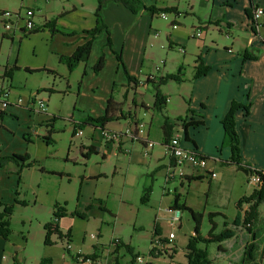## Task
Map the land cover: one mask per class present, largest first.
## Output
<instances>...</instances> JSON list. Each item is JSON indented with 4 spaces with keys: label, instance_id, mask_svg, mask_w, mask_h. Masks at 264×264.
<instances>
[{
    "label": "rangeland",
    "instance_id": "obj_1",
    "mask_svg": "<svg viewBox=\"0 0 264 264\" xmlns=\"http://www.w3.org/2000/svg\"><path fill=\"white\" fill-rule=\"evenodd\" d=\"M96 6L97 0H0V12H24L30 7L34 9L33 20L38 28L36 32L22 30L27 23L22 19L18 22L16 30L8 31L4 28V21L0 16V84L3 82L11 89V101L23 106L17 118L13 116L7 120V126L0 124V142L3 144L1 149L3 154L9 155L14 152L28 153L30 159L27 162L36 161L32 166L25 167L20 175L17 165L11 164L14 170L3 179L5 184L11 182L16 185L11 191L10 200L6 190L0 189L2 201L15 203L16 198L25 201V204L14 205L10 218L12 233L8 238L0 237V259L8 261L9 264L15 263L14 256H11L16 252L25 256L24 264H36V260L42 256L52 257V264H116L118 261L119 264H141L131 260L133 257L125 248L117 247L115 238L133 245L140 255L153 264H178L184 257L173 256L176 252L177 232L170 229L169 219L165 218L175 193L182 194V202L185 201L188 206L203 212L201 235L205 236L211 227L208 213L216 204L225 202L230 194L245 196L253 191L243 172L235 171L230 167L233 165L221 164L220 160L212 157H209L206 168H187L199 173L198 175L203 174L202 179L185 180L183 183L177 176L179 179L175 182L169 181L167 169L162 166L156 168L159 157L165 158L162 161H168L167 157H164L163 133L157 124L152 126L150 134V139L156 142L151 153L154 154L143 163L131 161L126 154L113 155L114 142H109V149L102 146L104 141L101 138V128L86 124L82 127L81 137L73 135L75 124L90 114L87 100L80 96L84 65L70 70L60 62L59 56L63 50L67 53L72 48L66 44L68 37L80 36L83 31L95 25ZM169 15L172 16L171 13ZM170 19H154L153 28L160 30L161 38L149 49V54L153 57L154 66L162 67V61L167 59L166 70L175 71V66L184 58L180 65L190 70V66L195 63L194 55L199 42L196 39L199 38L190 37L191 41H187V33L183 29L178 30L176 35L187 43L186 53L177 50L166 55L169 50L163 49L161 44L166 37V31L173 29ZM11 20L15 21L14 18ZM2 32L11 36L2 39ZM212 34L221 33L212 31ZM235 34L242 37L244 32L235 31ZM217 38L219 43H228L220 36ZM14 64H17L19 69L17 68L11 77H5V69ZM26 67L35 71L30 72ZM147 74H144L143 79ZM147 86L138 88L146 93L144 98L150 100L155 90L152 84ZM115 87L114 95L124 102L125 111L131 110L133 113L132 95L125 96L119 84ZM169 88V91H174L173 87ZM36 94L47 104L44 113L37 112V104L34 106L29 103L30 98ZM19 98L22 103H19ZM184 102L181 97H173L174 113H182ZM146 112L138 110L136 118L143 119L148 126L150 117ZM29 115L34 117L33 121L28 123ZM129 122L130 119L115 120L107 127L124 129ZM52 128L54 131L49 143L44 136L48 134V129ZM173 135L185 137L184 129L176 128ZM134 144L135 148L141 145L143 147L140 141ZM91 145L100 150L90 152ZM215 162L216 176L212 180L210 172ZM222 177L226 181L220 186L217 182ZM148 187H152L150 200L143 203L141 199ZM16 189L18 194L15 193ZM56 205L66 208L68 212L63 225L59 222V229L64 237L60 238L53 232L51 243L46 244L44 225L53 220ZM259 208L261 220L255 228L261 233L263 230L260 240V246L263 248L264 203L260 204ZM228 213L234 214L232 209ZM82 214H85L86 218L81 217ZM215 220L219 226L217 231H221L224 228V218L216 216ZM181 223L182 227L177 229L180 235L187 237L194 233L195 222L189 210H183ZM156 229L158 234L155 233ZM69 232L71 254L92 253L94 248L98 247L107 254L106 257L103 256L101 261L93 263L73 259L66 250V241L69 239L66 235ZM91 234L95 237L92 238ZM170 235L175 243L173 250L169 251L171 255H152L150 250L153 239L156 236L168 238ZM250 241V234L239 228L236 238L222 243L202 242L201 246L207 249L210 264H239L245 245ZM4 242H8L6 247H3ZM219 244L222 245V250L218 249ZM109 246L112 249L108 251ZM186 252L187 249L185 254Z\"/></svg>",
    "mask_w": 264,
    "mask_h": 264
},
{
    "label": "crops",
    "instance_id": "obj_2",
    "mask_svg": "<svg viewBox=\"0 0 264 264\" xmlns=\"http://www.w3.org/2000/svg\"><path fill=\"white\" fill-rule=\"evenodd\" d=\"M143 1L147 5L176 8V11L170 12L172 15L170 16V25L172 26V21L174 20L178 23V26L176 28L172 26L173 29L169 32L166 31V37L161 44L163 49L169 50V52H166V55H169L172 51L180 50L182 46H185V52L183 53H186L187 43L183 42V40L176 35L178 30L183 29V31L187 33V41H191L190 37L194 39L191 36L193 30L199 26L203 27V36L196 39L199 42L194 56L197 58V56L200 55L204 63L211 66V69L207 74L201 77L199 76L197 79H191L194 73V66L196 65L195 58V63L190 66L191 69H186V81L181 83L170 81L162 87L163 91L170 94V99L165 109V113L170 117V120H175L178 117L189 118L190 116H194V114L186 115L188 109L194 110L195 114H202L205 121L204 124L196 128L190 127V136L196 141L197 150L201 151L205 156H210L221 162V159H228L232 151L230 146H222L225 136L222 123L223 117L230 109V105L233 101L251 104V111L249 114H246L244 109H240L237 112L236 127L240 136L241 154L243 160L247 162V164L249 163L256 168L264 169V0ZM257 8L263 9V13L255 19L253 18V12ZM103 13L111 30L113 50L106 44L107 34L105 32L94 41L89 60L86 63L81 62L79 64L84 65L80 96H83V98L87 100L88 110H90V114L93 116L104 114L109 96L112 93L114 94V91H116L115 86H118V84L123 88L122 93L126 94V96L128 95V97L132 95L131 102L135 100L137 104L145 102L148 105H152L155 93L152 95V99L146 100L144 98L146 93L138 87L127 91L128 79L123 67L118 62L114 50L121 52L128 72L132 76L142 80H144V74L147 73H151L154 76L160 73L175 72L181 66L180 64L184 62V58L175 66V71L166 70V63H168L167 59H164L165 64L156 71L157 65L154 66L153 57L149 54V49H152L156 41L161 38L160 30H155L153 28L154 19L160 17L158 13L154 16L143 11L133 13L122 2L120 3L114 0L106 1ZM256 21L259 23L258 32L253 30ZM207 22L210 23L207 24ZM212 31H218L221 34L214 35ZM235 31H242L244 34H242L241 37L240 34H235ZM4 33L5 32H2L1 34L2 39L7 38L3 37ZM6 34L9 35L8 33ZM217 36L222 37L225 41L227 40L228 43H219ZM169 40L172 42L170 48L168 47ZM80 42L81 37L79 35L68 37L66 44L71 45L72 48L65 54H71ZM247 50H257L258 56L256 58H245L244 53ZM102 51L106 54V65L99 73H95L93 65ZM64 52L66 51L63 50V53ZM147 75L149 76L150 74ZM169 87H173L174 91H169ZM120 92L121 91H118V93ZM10 96L11 89L9 88V97ZM114 96L116 100L121 101L116 95ZM175 96L181 97L182 100L185 101L182 113H174L173 111L172 100ZM11 104L6 110L0 113V124L4 127L7 126V120H10L13 116L17 118L23 108L22 105L16 104L13 101H11ZM202 104H204L205 107H203ZM132 107L135 119L145 124V127L139 132L140 136L152 140L150 139L152 126L157 124L161 130L163 115L153 109H144L141 106L139 107L133 104ZM138 110L147 111L146 113H149L150 120L148 126L143 119L136 118ZM29 116L30 119L28 123L33 121L34 115ZM130 123L131 122H129L124 129L116 130H125L132 125H130ZM146 126L148 128H146ZM181 127L180 125L177 126V128ZM123 139L119 147L118 143H113L112 146L114 148L112 149H115L113 155L119 156L120 154H126L131 161L143 163L146 161V158L154 154L151 153L156 143L150 149L149 154H144V145L143 147L141 145V147L135 148L134 143L138 140L130 136H126ZM183 144L186 146L191 145L190 142H184ZM1 145L3 144L0 142V156L9 155L3 154L4 152H2ZM101 145L108 149L110 148L109 143L105 144L103 142ZM97 150H100V148ZM164 157H167L168 161H162L165 158L159 157L157 159L158 165L156 168L160 166L165 167L167 169V179L169 181L172 180V182H175L178 178L177 176H179L180 181L184 183L186 175L197 176L199 174L187 168L186 170L185 168H177L175 166V160L169 154L166 145ZM11 164L12 163L2 166L0 163V189L6 190L8 200L12 198L11 191L16 188V185L13 183L10 182L5 184L3 180L5 175L14 170ZM216 165L215 162L212 171H214ZM221 167L224 168L225 166ZM230 167H232L231 169H235V171H241L234 164ZM180 172L184 173V176L181 174L179 175ZM244 176L247 181L250 179L246 173H244ZM213 179L214 177L212 180ZM225 181V178L222 177L217 183L221 186ZM249 184L253 187L252 189L255 188V185H253L250 180ZM241 197L242 196L230 194L225 202L216 204L211 211L223 212L229 217L231 216L230 219H232L237 213L236 201ZM231 209L232 212H234L233 215L228 213ZM166 213L165 218L167 220L169 219L170 229L173 232H177L176 252L173 256L183 255L185 261L183 259L179 263H183V261L186 262L185 248L190 236L186 237L180 235L177 230L182 227L181 219L183 212H181L180 221L177 223H174V212H172L170 206ZM67 216L59 220L60 225H63ZM161 233L164 234L163 231H161ZM7 244L8 242H4L3 247H6ZM111 249L112 247L109 246L108 251ZM98 255L99 259L96 261L99 262V260L101 261L103 256L106 257L107 254H104L103 250L99 248ZM13 256L17 257L19 264L25 263V256L17 252L11 257ZM42 257L36 260V264H40ZM86 263L93 262L87 261ZM0 264L9 263L8 261L4 262L0 259Z\"/></svg>",
    "mask_w": 264,
    "mask_h": 264
},
{
    "label": "trees",
    "instance_id": "obj_3",
    "mask_svg": "<svg viewBox=\"0 0 264 264\" xmlns=\"http://www.w3.org/2000/svg\"><path fill=\"white\" fill-rule=\"evenodd\" d=\"M107 0H97V6L95 9V25L91 29H87L80 34L81 42L76 46L75 50L71 54H65L60 53L59 60L62 64H65L68 66L70 70L74 69L76 66H78L81 62H87L90 58L92 48L94 41L100 37V35H103L102 33L107 34V42L106 44L113 50V40H112V34L111 30L107 24V21L104 17L103 9L104 5H106ZM118 2H122L128 9H130L133 13H139L141 11L146 12L152 16L156 15L157 13L161 11H176V8H169V7H158L156 5H147L144 3L143 0H114ZM256 10H254V14ZM3 12H0V14ZM252 14L251 12H249ZM253 14V18H254ZM210 22H207V24ZM258 25L259 23L256 21L255 25L253 26V30L255 32H258ZM38 31V28H35L31 30L30 32H36ZM56 31V29H54ZM10 35H7L6 33L3 34V37H9ZM172 46V42L169 40L168 47L170 48ZM115 54L117 56L119 64L123 67L127 79H128V86L127 91L129 89H134L137 87L146 86L149 84H152L155 90L154 94V102L152 105H148L145 102H141L140 104H137L136 101H133V105L141 106L144 109H153L154 111H158L163 115V121L161 124V130L163 133V144L168 146L170 144L171 138L173 137L174 130L177 128V126H182L185 132V138L188 142L194 147V149L197 150V143L196 141L191 138L189 128L190 127H198L200 125L204 124V119L202 114H195L194 110L188 109L187 110V116L188 114H194V116H190L189 118L186 117H178L177 120H170V117L165 113V109L167 108L168 101L170 99V94L168 92L163 91L162 87L166 85L170 81H175L177 83H181L183 81H186L187 78L185 76L186 68L185 66L181 65L175 72H166V73H160L156 75H149L146 77V79L142 80L138 77L132 76L124 64V59L122 57L121 52L115 51ZM258 56L257 50H247L244 53L245 58H256ZM106 54L104 51L100 54L97 61L93 65V70L95 73H99L104 66L106 65ZM163 64H165V60L163 61ZM19 69V66L17 64H14L11 67L6 68L4 76L5 77H11L12 73ZM211 69V66L208 64H205L202 57L199 55L196 58V65L194 66V73L191 77V79H197L199 76H203L209 72ZM26 70L33 72L35 69H32L30 67H26ZM159 72V71H158ZM127 93V92H126ZM126 96V94H125ZM203 107H205L204 104H202ZM240 109H244L246 114H249L251 111V104H245L238 101H233L230 105V109L226 113V115L222 119V123L224 126L225 136L222 143V146H230L231 147V156L228 159H221L222 164H234L236 167L246 173L249 177L254 175H259L260 183L258 186H256L253 191L245 196H242L236 201V208L237 213L230 220L229 216L223 212H215V211H209V222L211 224L210 230L208 231L207 235L202 236L201 235V225L203 220V212L197 211L193 209L192 207L188 206L185 201H181L182 194L175 193L174 201L170 205V209L173 211L180 210L183 212V210H189L192 219L195 222L194 227V233L190 235L186 249L187 252L185 254L186 256V262L180 263V264H210L211 259L209 257V253L205 247L201 246L202 242L205 243H222L225 240L236 238L237 236V230L239 228L245 229L250 236L251 241L245 245L243 254L241 256V259L239 261V264H262V258L264 256V247L262 248L260 246V240L262 233L259 229L256 230V226L261 220L260 216V204L264 203V169L256 168L249 163L245 162L242 158L241 154V146H240V136L236 127V117L237 112ZM2 116V115H1ZM200 117V118H199ZM121 119H130V125L133 126V138L135 140L140 141L144 146L147 145L148 139L143 138L139 134V129L137 128L139 123L141 122L138 119H135V116H133V113L131 110L124 109V102L116 100L114 94H110L109 99L107 101V106L104 114L100 116H93L91 114H88L86 117H82L81 120H79L75 124V128L73 131V135L76 136L78 129H83L82 127L86 124L92 125L94 128H108L107 125L115 120H121ZM134 120V122H133ZM54 131V128L48 129V134L44 136V138L47 140V142H51L52 133ZM122 144V141L118 143L119 145ZM90 152L98 151L97 148L94 145L90 146L89 149ZM210 157V156H206ZM30 159V155L28 153L26 154H19V153H13L11 155L6 156H0V163L2 166L7 165L9 163H15L18 166V173L19 175L22 174V171L25 167L32 166L36 161L32 160L27 162V160ZM41 170H44V167L41 168ZM186 180L191 181L193 179H202L204 175H197V176H185ZM152 191V187H148L145 189V193L142 196L141 201L143 203H148L150 200V194ZM15 193L18 194L17 189L15 190ZM16 203H22L25 204V201H21L16 198L15 203H7L5 201L0 200V236H3L4 238H8L9 235L12 233L11 230V222L10 218L14 210V205ZM68 215V212L66 208L60 207L58 205L55 206L53 210V220L50 222H47L44 225L45 229V243L49 244L51 243V235L53 232L57 233L60 238L64 237V234L59 229V220L62 217H65ZM83 218H86V215L82 214L80 215ZM216 216H222L224 218V228L221 231H217L218 222L215 220ZM155 233L158 234V229L155 230ZM68 238L70 237V232L66 235ZM70 242V238L68 239ZM153 242V241H152ZM117 247L119 248H125L127 252H129L132 255L133 261H137L138 256L140 253L135 249L133 245L130 243H126L125 241L118 239V241L114 242ZM219 250H222V245L219 244L218 246ZM67 252L70 253V248H66ZM98 247L94 248V251L92 253H76L71 254L72 258L79 261V258H83L81 262L85 261H96L98 260ZM151 254L154 256H161L162 253L156 252L154 249L150 250ZM164 255L170 256V253H166ZM14 264H19L17 257L14 256ZM40 264H52V257H42L40 260ZM116 264H119V261L116 262Z\"/></svg>",
    "mask_w": 264,
    "mask_h": 264
},
{
    "label": "built area",
    "instance_id": "obj_4",
    "mask_svg": "<svg viewBox=\"0 0 264 264\" xmlns=\"http://www.w3.org/2000/svg\"><path fill=\"white\" fill-rule=\"evenodd\" d=\"M170 12L168 11H161L158 13V15L162 18L165 19H170ZM256 14H254V18L257 19L262 13L263 9L257 8L255 11ZM2 17V20L4 21V28L6 30H16L18 28V22L20 20L25 19L26 20V26L24 31H31L36 28V24L33 20L35 16V11L34 9L27 8L24 12L21 10H18L16 12H11V11H3V13L0 14ZM12 18L15 19V21L11 20ZM9 20V21H6ZM172 26L176 28L178 26V23L176 21H172ZM191 36L193 38H200L203 36V27L199 26L196 29L193 30ZM180 50L184 52V48L180 47ZM160 66H156V70H159ZM22 99L19 98V102H21ZM29 103L34 105H38V110L37 112L39 113H44L46 112L47 109V104L46 102L39 97L38 94L32 96L29 100ZM11 101L9 99V88L6 87L3 82L0 84V113H2L8 106H10ZM145 124L143 122H140L138 125L139 132L141 131L142 128H144ZM83 135V130L80 128L77 130L76 136ZM126 136H130L133 138V126L127 127L125 130H116V129H111V128H103L101 129V138L105 142V144H108L109 142H114V143H119L123 138ZM188 142L187 139L183 136L179 135H173L171 138L170 144L167 146L169 154L174 158L175 160V166L177 168H193L196 170H200L201 168H206L207 163H208V157H206L201 151L194 149L193 146H186L184 145V141ZM155 141L153 140H148V143L146 146H144V154H149L150 149L155 145ZM211 176L215 177L216 173L214 171H211ZM184 176V173L180 172L179 175ZM250 182L256 186L260 183L262 179H260L259 175H254L250 177ZM181 217V211L176 210L174 211V223H177L180 221ZM91 237L94 238L95 235L91 234ZM114 241H118V238H115ZM174 239L172 237L168 238H163L160 236H156L153 239V246L151 249H154L158 253L166 254L170 253L171 250L175 247L174 245ZM66 247L71 248V244L69 243V240L66 241ZM170 251V252H169ZM83 258H79V261L81 262ZM137 262L141 264H153L152 261L145 259V256L139 255L137 258Z\"/></svg>",
    "mask_w": 264,
    "mask_h": 264
}]
</instances>
